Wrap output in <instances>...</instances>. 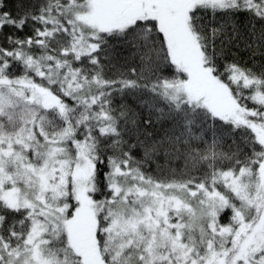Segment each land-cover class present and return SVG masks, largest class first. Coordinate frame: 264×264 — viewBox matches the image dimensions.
Wrapping results in <instances>:
<instances>
[{
	"label": "snow or ice",
	"instance_id": "1",
	"mask_svg": "<svg viewBox=\"0 0 264 264\" xmlns=\"http://www.w3.org/2000/svg\"><path fill=\"white\" fill-rule=\"evenodd\" d=\"M0 264H264V0H0Z\"/></svg>",
	"mask_w": 264,
	"mask_h": 264
},
{
	"label": "trees",
	"instance_id": "2",
	"mask_svg": "<svg viewBox=\"0 0 264 264\" xmlns=\"http://www.w3.org/2000/svg\"><path fill=\"white\" fill-rule=\"evenodd\" d=\"M240 56L242 57V59H243L244 61H248V57H247L246 54H244V53H240ZM161 163H164L163 159H161ZM174 163H181V162H174Z\"/></svg>",
	"mask_w": 264,
	"mask_h": 264
}]
</instances>
